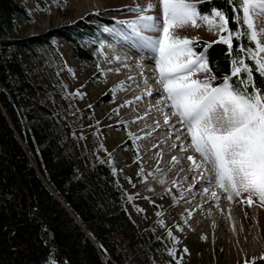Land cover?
I'll use <instances>...</instances> for the list:
<instances>
[{"label": "trees", "instance_id": "obj_1", "mask_svg": "<svg viewBox=\"0 0 264 264\" xmlns=\"http://www.w3.org/2000/svg\"><path fill=\"white\" fill-rule=\"evenodd\" d=\"M213 6L226 10L229 26L236 27L225 0L202 3L199 10ZM95 19L104 20L90 17ZM29 20L25 2L0 0V82L6 88L0 93V264H47L50 257L57 264H154L155 253L170 260L165 241L143 212H137L141 222L130 213L129 192L114 164L96 153L76 155L65 145L61 122L47 104L50 90L24 61L57 80V36L73 43L83 64L95 62L97 46L84 45L81 31L75 38L61 30L21 35V23ZM83 28L95 35L91 26ZM207 57L214 83L222 82L230 71L226 46L212 43ZM253 77L259 87L262 78L256 72Z\"/></svg>", "mask_w": 264, "mask_h": 264}, {"label": "snow or ice", "instance_id": "obj_2", "mask_svg": "<svg viewBox=\"0 0 264 264\" xmlns=\"http://www.w3.org/2000/svg\"><path fill=\"white\" fill-rule=\"evenodd\" d=\"M206 2L210 0H148L145 5L131 6L138 15L119 21L127 31H113L154 62L162 89L159 111L167 124L170 117L165 109L170 108L171 117L185 130L186 138L190 137L187 146L180 142V148L199 154V160L193 154L186 159L198 182L209 185L203 191H211L212 199L219 201L218 187L228 201L239 198L251 205L256 198L264 207V27L256 24L258 19L264 22V0H225L231 5L235 28L229 26V15L222 8L213 6L201 13L199 6ZM189 24L206 26L217 34V40L202 42L198 37L179 36L176 30ZM212 43L225 45L230 58V71L220 83H214L216 76L207 57ZM198 44L200 52L195 50ZM253 72L262 78L259 87ZM176 140L180 141L179 132ZM168 236L176 239L170 229ZM167 251L174 255V248ZM255 260L253 257L252 264ZM47 264L57 262L50 257Z\"/></svg>", "mask_w": 264, "mask_h": 264}, {"label": "rangeland", "instance_id": "obj_3", "mask_svg": "<svg viewBox=\"0 0 264 264\" xmlns=\"http://www.w3.org/2000/svg\"><path fill=\"white\" fill-rule=\"evenodd\" d=\"M19 1L25 2L32 17V20L21 23V35H44L61 30L75 38L76 32L81 31L87 36L82 40L84 45L98 43L95 62L83 64L73 52V43L65 36H57L54 43L61 54L56 55L55 59L57 80H51L45 73L33 68L26 58L24 61L30 67L33 78L50 90L51 98L46 97L47 104L61 122L65 145L76 155L91 156L96 153L102 160L114 164L119 180L129 192L127 206L134 219L141 222L137 212L142 211V216L149 221V225L159 231L166 247L174 248V255L169 254L170 260L153 254L154 264H245L243 259L230 262L225 256L226 245L223 239L214 244L191 224L194 214L188 210L192 197L185 192L186 185H175L159 195H148L141 191L152 171V166L148 161L145 162L143 156V152L149 151V147L147 130L142 125L145 119L149 122L151 116L145 115L144 119H139L138 115L142 114L139 107L141 102L135 99L134 94H130V88L132 87V91L135 85L127 86V75L121 67L123 56L129 54L134 59L139 56L137 52L126 49L127 45L122 39L105 32L104 27L109 30H119L122 27L127 31L126 25H121L119 21L138 15L130 10L131 6L145 5L148 0H94L86 7L87 10L81 9L73 0H43L44 3ZM157 9L155 11L158 13ZM93 15L104 20H90ZM84 25L95 29V35L88 36ZM176 32L181 37H198L199 40L208 42L217 39V34L206 26L194 27L189 24L178 28ZM107 46L110 55L105 53L104 48ZM116 55L121 58L115 59ZM133 65L132 63L131 66ZM150 65L155 67L153 63ZM131 68L134 71L137 66ZM156 81H152V88L158 86ZM105 99H111L112 103H105ZM126 101L129 103H125ZM85 109L88 117L83 114ZM164 136L167 137L166 132ZM31 159L33 160L32 156ZM78 168L83 171L82 167ZM239 200L236 198L231 204ZM253 200L258 201L256 198ZM159 221H163V224ZM169 229L175 240L168 236ZM263 243L264 241L260 251L251 256L256 258L255 264H264V259H261L264 254Z\"/></svg>", "mask_w": 264, "mask_h": 264}, {"label": "bare ground", "instance_id": "obj_4", "mask_svg": "<svg viewBox=\"0 0 264 264\" xmlns=\"http://www.w3.org/2000/svg\"><path fill=\"white\" fill-rule=\"evenodd\" d=\"M73 2L80 5L81 9H86L94 0H73ZM153 2L155 3L156 0H153ZM256 24L258 28L264 27V22L260 19L256 21ZM119 30L124 29L121 27ZM108 34L123 40L121 36L116 34V31L109 30ZM123 42L127 45H125L126 49L137 52L139 56L138 59H134L129 54L123 56L121 65L127 75V86L135 85L132 91V87H129L130 94H134L135 99L141 102L139 107L142 114L138 115L139 119H144L143 116L145 115L151 116L149 122H146L145 119L144 124H142L147 130V145L149 147V151L143 152V156L145 162L148 161L152 166V171L150 170L151 177L142 186V193L159 195L175 185H186L185 192L192 197L188 211L194 214L191 223L194 228L198 232L200 231L205 239L211 240L214 244L223 239L226 245L225 256L230 262L243 259L248 264H252L251 256L260 251V246L264 241V208L255 200L251 205L240 200L232 205V201H228L224 194L220 190L218 191V187L215 188V191L221 196L219 201L212 199L211 191L207 193L203 191L209 185L198 182L195 169L191 162L186 159V155L193 154L199 160V154L191 151L185 152L180 148V142L183 141L186 146L190 141V137L186 138L185 130L181 129L176 119L171 117L170 108L165 109L170 117V122L167 124L164 121L163 114L159 111V97L162 94V89L157 81L155 84L159 87L156 86V89H151L152 81L157 80L156 69L150 65L152 63L154 65V62L146 58L145 53L131 48V41L123 40ZM108 49V46L104 48L105 53L110 55ZM112 51L114 52L113 49ZM132 63L133 66H137L134 71L131 68L133 67L131 66ZM145 80H147V83H145ZM149 91L151 95L148 94ZM156 117L159 119H156ZM165 132L167 137L164 136ZM177 132L180 134V141L176 140ZM173 144H176V147H173ZM173 156L177 157L175 162L172 160ZM164 164L165 167H163Z\"/></svg>", "mask_w": 264, "mask_h": 264}, {"label": "built area", "instance_id": "obj_5", "mask_svg": "<svg viewBox=\"0 0 264 264\" xmlns=\"http://www.w3.org/2000/svg\"><path fill=\"white\" fill-rule=\"evenodd\" d=\"M6 90L5 86H3V83H0V93Z\"/></svg>", "mask_w": 264, "mask_h": 264}]
</instances>
